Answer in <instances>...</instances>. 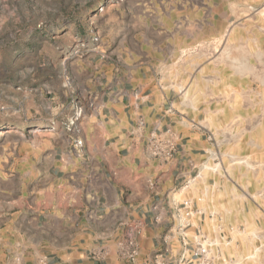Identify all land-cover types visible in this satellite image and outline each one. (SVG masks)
I'll return each mask as SVG.
<instances>
[{
	"label": "rangeland",
	"instance_id": "rangeland-1",
	"mask_svg": "<svg viewBox=\"0 0 264 264\" xmlns=\"http://www.w3.org/2000/svg\"><path fill=\"white\" fill-rule=\"evenodd\" d=\"M149 40L153 55L200 40L183 90L209 142L199 177L215 199L201 207L223 263L264 264V0H0V264L9 220L36 211L55 135L85 101L79 72Z\"/></svg>",
	"mask_w": 264,
	"mask_h": 264
},
{
	"label": "crops",
	"instance_id": "crops-1",
	"mask_svg": "<svg viewBox=\"0 0 264 264\" xmlns=\"http://www.w3.org/2000/svg\"><path fill=\"white\" fill-rule=\"evenodd\" d=\"M150 43L145 54L125 46L117 60L79 72L85 101L70 105L69 129L55 135L36 211L22 207L9 220V264H129L118 253L129 236L140 246L136 264H174L173 204H213L199 177L209 150L200 105L183 90L185 46L200 40H165L155 55ZM151 132L176 143L172 160L149 154ZM214 225L205 217L203 231L218 238Z\"/></svg>",
	"mask_w": 264,
	"mask_h": 264
},
{
	"label": "built area",
	"instance_id": "built-area-1",
	"mask_svg": "<svg viewBox=\"0 0 264 264\" xmlns=\"http://www.w3.org/2000/svg\"><path fill=\"white\" fill-rule=\"evenodd\" d=\"M152 157L169 161L174 158L177 145L171 138L151 132L146 143ZM213 217V214H211ZM205 211L193 199L175 202L170 213V234L167 238L178 237L181 251L174 264H225L220 255L216 238L207 236L202 223ZM189 232L192 233L190 236ZM119 257L129 264H136L140 256V246L136 238L129 236L119 243ZM146 264H151L149 261Z\"/></svg>",
	"mask_w": 264,
	"mask_h": 264
}]
</instances>
